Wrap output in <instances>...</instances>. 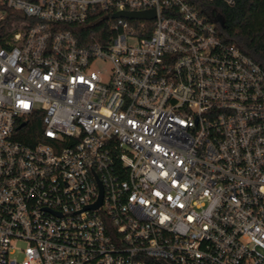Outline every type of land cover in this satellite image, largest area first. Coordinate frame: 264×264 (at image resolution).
<instances>
[{
	"label": "built area",
	"instance_id": "obj_1",
	"mask_svg": "<svg viewBox=\"0 0 264 264\" xmlns=\"http://www.w3.org/2000/svg\"><path fill=\"white\" fill-rule=\"evenodd\" d=\"M196 4L0 0V264H264V67Z\"/></svg>",
	"mask_w": 264,
	"mask_h": 264
},
{
	"label": "trees",
	"instance_id": "obj_2",
	"mask_svg": "<svg viewBox=\"0 0 264 264\" xmlns=\"http://www.w3.org/2000/svg\"><path fill=\"white\" fill-rule=\"evenodd\" d=\"M197 6L213 22L216 23L219 35L226 43L235 44L244 53L250 55L264 67V0H196ZM2 8H7L2 6ZM30 18L20 12L8 9L2 21L3 30L10 29L11 38L20 26L27 25ZM100 23V25H102ZM4 35V34H3ZM3 35L0 39L3 41ZM85 36V37H84ZM82 42L100 39L89 31L79 37ZM41 115H35L25 121L17 131V137L29 144L47 142L43 136Z\"/></svg>",
	"mask_w": 264,
	"mask_h": 264
},
{
	"label": "water",
	"instance_id": "obj_3",
	"mask_svg": "<svg viewBox=\"0 0 264 264\" xmlns=\"http://www.w3.org/2000/svg\"><path fill=\"white\" fill-rule=\"evenodd\" d=\"M124 15L128 17H135V18H147L151 19L155 16L154 10H147V11H141V12H119L115 14V16ZM100 187H101V196L99 200L91 205V208H98L102 204V185L99 181Z\"/></svg>",
	"mask_w": 264,
	"mask_h": 264
},
{
	"label": "rangeland",
	"instance_id": "obj_4",
	"mask_svg": "<svg viewBox=\"0 0 264 264\" xmlns=\"http://www.w3.org/2000/svg\"><path fill=\"white\" fill-rule=\"evenodd\" d=\"M94 67L96 69H104V68H109L110 64L106 61L99 60L94 64Z\"/></svg>",
	"mask_w": 264,
	"mask_h": 264
}]
</instances>
